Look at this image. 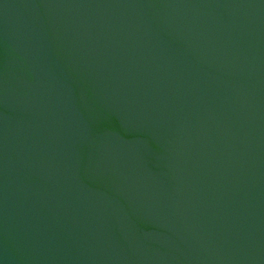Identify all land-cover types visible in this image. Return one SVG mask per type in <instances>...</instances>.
<instances>
[{
	"label": "water",
	"instance_id": "water-1",
	"mask_svg": "<svg viewBox=\"0 0 264 264\" xmlns=\"http://www.w3.org/2000/svg\"><path fill=\"white\" fill-rule=\"evenodd\" d=\"M0 264H264V0H0Z\"/></svg>",
	"mask_w": 264,
	"mask_h": 264
}]
</instances>
